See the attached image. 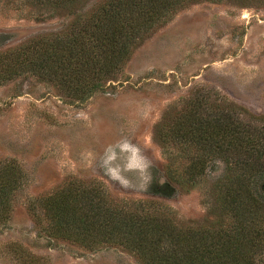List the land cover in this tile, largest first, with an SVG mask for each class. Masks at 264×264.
<instances>
[{"label":"rangeland","instance_id":"374dc122","mask_svg":"<svg viewBox=\"0 0 264 264\" xmlns=\"http://www.w3.org/2000/svg\"><path fill=\"white\" fill-rule=\"evenodd\" d=\"M68 20L26 0H0V55L60 32ZM206 90L264 113V0L184 4L84 99L31 70L0 77V169L15 179L0 218V264H141L120 245L86 247L36 223L43 219L38 200L69 188L98 189L116 205L152 199L177 222L199 219L222 163L213 162L205 180L177 184L166 177L167 154L154 130L163 115L170 124Z\"/></svg>","mask_w":264,"mask_h":264},{"label":"trees","instance_id":"16d2710c","mask_svg":"<svg viewBox=\"0 0 264 264\" xmlns=\"http://www.w3.org/2000/svg\"><path fill=\"white\" fill-rule=\"evenodd\" d=\"M26 1L52 17L67 15L68 23L52 36L37 35L0 55V77L31 70L84 99L152 28L184 4L202 0H102L88 11L79 8L83 0ZM211 93L194 96L170 124L163 115L154 130L167 154L166 177L177 184L205 180L215 161L222 163L199 219L177 222L171 209L152 199L116 205L98 189L69 188L38 200L43 219L36 217V223L42 227L44 220L53 237L86 247L120 245L141 264H264V113H249ZM11 176L6 167L0 169V218L9 210Z\"/></svg>","mask_w":264,"mask_h":264},{"label":"clouds","instance_id":"9594fccd","mask_svg":"<svg viewBox=\"0 0 264 264\" xmlns=\"http://www.w3.org/2000/svg\"><path fill=\"white\" fill-rule=\"evenodd\" d=\"M147 165H145V167H146ZM117 179H120V177H117ZM123 182V181H122Z\"/></svg>","mask_w":264,"mask_h":264}]
</instances>
